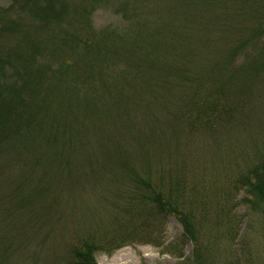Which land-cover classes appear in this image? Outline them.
<instances>
[{
	"label": "trees",
	"instance_id": "16d2710c",
	"mask_svg": "<svg viewBox=\"0 0 264 264\" xmlns=\"http://www.w3.org/2000/svg\"><path fill=\"white\" fill-rule=\"evenodd\" d=\"M7 2L0 6V207L14 199L15 216L43 200L46 181L64 186L78 175L85 178L90 157H82L84 163L76 170V153L90 144V132L99 137L102 131L95 99L81 115L78 147L73 142L82 87L75 92L72 78L80 61L89 66L88 76L98 80L107 65H123L113 88L115 98L102 106L101 116L108 122L129 114L134 95L127 92L146 93L157 103L154 138L161 143V153L155 163L143 157L145 153L136 167L124 161L128 184L112 202L113 222L85 231L77 243L69 244L70 264H94L96 253L112 254L135 245L159 249L182 260L180 264H215L203 234L209 218L205 208H214L213 203L207 206L209 199L230 228L239 224L234 215L242 205L264 224V0H172L164 9L155 3L147 10L149 17H141L143 34L157 24L149 44L133 46L121 39L118 46L112 41L108 47L91 45L59 26V18L74 11L68 0ZM139 3L152 4L123 2L127 20L131 11L138 16ZM172 28L180 29L179 42L161 47V31ZM67 38L82 46L62 50L74 57L72 65L55 71L50 63L40 62L49 46ZM158 50L162 62L155 58ZM165 50L172 54V63ZM241 139L249 145L238 144ZM198 145L221 150L233 160L224 164L219 182L207 177L209 164L198 165ZM233 173L237 177L231 181ZM216 188L220 192L215 193ZM240 192L245 197L239 205L234 196ZM168 217L181 225L183 235L165 245ZM188 244L192 251L185 257ZM18 250L12 230L2 231L0 223V264Z\"/></svg>",
	"mask_w": 264,
	"mask_h": 264
},
{
	"label": "rangeland",
	"instance_id": "374dc122",
	"mask_svg": "<svg viewBox=\"0 0 264 264\" xmlns=\"http://www.w3.org/2000/svg\"><path fill=\"white\" fill-rule=\"evenodd\" d=\"M68 5L74 10L64 14L59 18L58 24L64 30L79 35L87 40L91 45H101L108 47L112 41L118 46L122 40H130V44L138 46L149 44L155 26L150 27V32L143 34L141 27V17H149V12L156 3L164 7L171 5L172 0H148L151 5L138 4V16L131 15L126 19L127 14L122 10L125 8L123 2L126 0H68ZM131 2V0H129ZM138 1V0H132ZM146 1V0H143ZM7 0H0V6H6ZM173 5H176L174 2ZM119 10V11H118ZM135 16L132 20L131 17ZM140 16V17H139ZM136 23V24H135ZM138 24V25H137ZM137 25V30L133 28ZM178 32L180 29H169L167 32L161 31L160 39L164 44H177L180 39ZM138 33L140 36H138ZM105 39V40H104ZM82 40V41H85ZM143 41V42H142ZM108 42V43H107ZM69 47H82L71 38H67L57 47H48L46 57L40 62L53 65V69H63L64 66L72 65L74 57L62 52L68 51ZM167 47V46H166ZM184 49V47H179ZM158 52L154 53L158 62H162ZM170 61V51H163ZM163 54V53H161ZM167 59V60H168ZM171 62V61H170ZM78 63V62H77ZM79 61L76 64L72 83H76L75 92L81 91L79 104L75 111V127L77 133L73 136L76 147L75 136H83L81 133V115L84 113L86 103L97 100V108H100V122H97L103 133L98 135L94 131L88 135L91 137L87 146L81 148L76 153L74 159L76 170L84 159L89 155L87 171L84 176L78 175L72 183L62 185L60 181H46L44 185L45 193L42 201L34 204L33 208L27 206L20 213L12 216L14 199L7 205L0 207V223L2 231L12 230L16 237L19 250L12 256L6 258L5 264H70L67 247L69 244L77 243L78 238H82L85 231H94L100 224H111V217L115 213L113 203L115 198L125 190L128 179L124 173L123 164L127 160L134 167L143 160L142 156L149 162L159 159L161 153L157 131V103H153L148 95L136 94V91L125 93L134 95L128 102L127 111L129 114L118 120H105L101 116L103 103L108 106L115 98L113 95L119 84L118 74L122 69L121 64L115 67L107 65L100 80L94 76L89 77V66ZM172 63V62H171ZM90 79H89V78ZM122 90V89H120ZM88 108V107H87ZM85 122L83 121V124ZM89 125V124H88ZM90 126V125H89ZM74 128V131H76ZM154 135L157 138H154ZM95 140H98L99 143ZM241 146L249 145L243 139L239 141ZM60 149H64V145ZM198 155V165L209 164L208 178L220 181L223 175L224 164L232 162L221 150L207 148L206 145H198L195 148ZM78 156V157H77ZM83 157V158H82ZM83 159V160H82ZM142 159V160H141ZM82 161V162H81ZM90 162V164H88ZM78 172V171H77ZM236 172V171H235ZM237 173V172H236ZM13 174L7 177L10 181ZM15 176V175H14ZM237 177L232 174L231 181ZM218 185V184H217ZM125 187V188H124ZM123 188V190H122ZM218 189H214L218 193ZM208 196V195H206ZM209 197V196H208ZM244 193L234 196V203H243ZM215 200L218 202L220 199ZM208 199V198H207ZM213 209L205 208L208 213V221L204 223V243L215 257V264H264V224H261L258 217H254L246 205L236 209L235 217L239 220L233 228L225 224L218 216L219 210L215 201L207 200ZM219 203V202H218ZM219 205V204H218ZM112 220V221H111ZM16 225V232L14 225ZM102 226V225H101ZM233 229V231H232ZM183 229L181 225L172 217L166 218L164 222L163 242L168 245L181 238ZM43 243H41V241ZM192 245L188 244L184 249V256L191 254ZM94 264H180L182 260L175 257L161 254L159 249L148 245H135L116 250L112 254H94Z\"/></svg>",
	"mask_w": 264,
	"mask_h": 264
}]
</instances>
